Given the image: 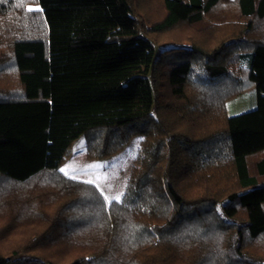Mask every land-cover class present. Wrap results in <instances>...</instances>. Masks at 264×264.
<instances>
[{"label": "trees", "instance_id": "16d2710c", "mask_svg": "<svg viewBox=\"0 0 264 264\" xmlns=\"http://www.w3.org/2000/svg\"><path fill=\"white\" fill-rule=\"evenodd\" d=\"M0 264H264V0H0Z\"/></svg>", "mask_w": 264, "mask_h": 264}, {"label": "rangeland", "instance_id": "374dc122", "mask_svg": "<svg viewBox=\"0 0 264 264\" xmlns=\"http://www.w3.org/2000/svg\"><path fill=\"white\" fill-rule=\"evenodd\" d=\"M257 97V91L252 90L232 100L227 106L229 116L254 110L257 107ZM140 140L135 138L123 152L98 161L87 159L85 139L80 137L73 143L72 156L62 169H66L67 176L72 179L94 183L107 203L112 200L128 202L131 179L139 166Z\"/></svg>", "mask_w": 264, "mask_h": 264}, {"label": "snow or ice", "instance_id": "6c2138e0", "mask_svg": "<svg viewBox=\"0 0 264 264\" xmlns=\"http://www.w3.org/2000/svg\"><path fill=\"white\" fill-rule=\"evenodd\" d=\"M69 167H71V166H69ZM61 171H64L66 175L68 174L66 169H62Z\"/></svg>", "mask_w": 264, "mask_h": 264}]
</instances>
